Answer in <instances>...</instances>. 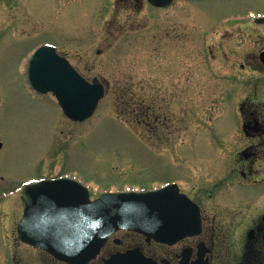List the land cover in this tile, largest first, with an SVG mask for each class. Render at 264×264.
<instances>
[{
	"label": "rangeland",
	"instance_id": "obj_1",
	"mask_svg": "<svg viewBox=\"0 0 264 264\" xmlns=\"http://www.w3.org/2000/svg\"><path fill=\"white\" fill-rule=\"evenodd\" d=\"M31 5L36 8L33 19L26 0H0V196L26 180L59 175L78 178L91 188L93 198L107 191L149 190L183 181V193L204 210L202 238L215 247V264H241L250 222L258 211L259 217L264 213V206L255 209L264 184L242 186L225 177L216 134L220 120L221 137L237 129V104L252 87L264 101L263 75L241 67L264 48V25L252 21L264 15V0H177L164 9L143 2L131 8L113 3L105 9L76 4L67 12L64 5L50 6V0ZM99 12L103 16L97 32L104 30L105 17L115 18V35L121 25L125 31L113 46L103 45L100 56L94 51L101 42H90V24ZM13 17L21 18L15 31ZM44 41L68 51L89 44L81 54L74 53L78 56L72 54L73 62L87 76L109 82L105 98L85 122L65 117L52 96L30 92L27 56ZM158 66L165 72L154 69ZM173 70L178 72L179 107L187 100L193 120L184 132L179 113L178 132L170 135L161 117L159 127L141 124L139 112L125 103L134 96V104H140L145 97L146 105L157 103L158 115L170 117ZM189 72L193 76L187 84ZM142 80L149 86L143 88ZM185 90L189 92L182 96ZM13 202L9 215L0 200V264H49L44 255L16 241L22 197Z\"/></svg>",
	"mask_w": 264,
	"mask_h": 264
},
{
	"label": "water",
	"instance_id": "obj_2",
	"mask_svg": "<svg viewBox=\"0 0 264 264\" xmlns=\"http://www.w3.org/2000/svg\"><path fill=\"white\" fill-rule=\"evenodd\" d=\"M149 1L156 6L173 2ZM29 73L33 87L43 93L54 92L65 112L76 120L91 116L104 96L103 88L87 84L68 64L61 68L59 77L53 66L42 71L30 66ZM77 190L87 193L69 180H44L27 186L26 196H33V200L32 205L28 201L19 226L21 237L61 259L84 264L119 229L174 242L200 226L197 207L176 186L149 193L103 195L95 202L89 200L88 193L74 200Z\"/></svg>",
	"mask_w": 264,
	"mask_h": 264
},
{
	"label": "flooded vegetation",
	"instance_id": "obj_3",
	"mask_svg": "<svg viewBox=\"0 0 264 264\" xmlns=\"http://www.w3.org/2000/svg\"><path fill=\"white\" fill-rule=\"evenodd\" d=\"M32 1L36 2V0H26V9L28 10V15L31 19L34 18L36 8H33L31 5ZM40 1V0H38ZM48 1V0H45ZM51 5L55 6V8L63 7L64 11H70L76 6V4H81L82 6H88L90 4L100 5L102 9H105L109 5H114L118 8L121 6H128L127 8H131L132 5L136 3H148L146 0H50ZM57 12V11H56ZM60 13V12H59ZM100 14V15H99ZM34 15V16H33ZM97 20H93L90 24L92 27V34L90 38V42L92 41H100V46L96 48L94 51L95 54L98 56L104 53V49L102 48L103 45L106 46H113L114 41L118 40L121 36L125 33L123 25L120 26V29H116L119 32L115 35L114 34V25L115 18L107 19L102 24L101 32H97L98 25H101L99 22L100 16H103L101 12L97 13ZM18 20V21H17ZM27 22L29 25H33V20H29ZM103 21V20H101ZM18 22H21V18L13 17L11 22V27L13 30H17L19 27ZM15 27V28H14ZM15 34V33H14ZM17 37L19 35H23L22 33L15 34ZM156 40V39H154ZM176 42V40H174ZM145 42V39H144ZM143 42V43H144ZM41 43H48L53 44L57 47V52L69 59V61L74 65L76 69H78L87 80L93 81L94 78L97 76L89 77L87 76L84 71L79 68L72 59V54L78 53L81 54L85 50L89 49L90 45L88 44L87 47L83 50L78 51H68L63 49L59 44L53 43L50 41H44ZM40 44V43H39ZM174 48L176 45L174 44ZM107 49V48H106ZM264 50L260 51V54L257 56L255 55L254 58L251 59L249 64L244 62L241 64L243 70L250 69L252 73H261L264 77V60L261 57V53ZM34 47L29 51L28 56L33 54ZM74 56H78L74 54ZM31 57V56H30ZM160 69L158 72L163 73L165 72V68L163 66L155 67L154 69ZM170 73V72H169ZM178 72L173 70L171 74V79L169 86L172 89L173 93V100H171V110L173 112L168 115L160 114L158 115L157 103L146 105L145 97H143V101L140 99V107H139V122L141 124L149 125V127H159L157 123V119L160 117L164 120L161 123L163 130L169 131V134H175L178 132V115L180 113V119H184L183 123L181 124L182 127L180 130L187 132L188 129L192 127V120H193V109L189 106L187 100H185L184 104L180 105L177 102L178 98ZM191 76H193L192 72L187 73L185 79H187L186 83L190 84ZM218 81L221 86V72L217 74ZM101 81V80H100ZM101 83H103L101 81ZM174 83V84H173ZM104 84V83H103ZM149 83L145 80L141 81V85L143 88H146ZM166 84V83H165ZM164 84V85H165ZM106 88H109V82L104 84ZM251 88V87H250ZM257 87H252V90L249 96L244 99L240 100L237 104V129H234L230 133H228L226 138L221 137V120L219 125V132L216 134L219 138V163L220 167L222 166V171L228 172L225 176L233 181L239 183L242 186H255L258 184H264V101L259 96V92L256 91ZM189 91L185 90L181 92V95L187 96ZM249 93V92H248ZM145 95V94H144ZM192 95V94H191ZM180 108V109H179ZM180 111V112H179ZM158 115V116H156ZM199 115L195 116L197 118ZM156 121V122H154ZM154 122V124H153ZM159 122V121H158ZM154 125V126H153ZM214 128V127H213ZM215 130V128H214ZM217 133V131H216ZM3 146L0 148L2 150ZM230 153V154H227ZM19 195L22 197L23 202V210L22 215L24 212L25 204L22 193H17L12 196H7V194H1L0 200H2L5 204L3 205V210L7 212V214H11L14 211L15 203L13 202L14 199H17ZM189 195V194H188ZM191 197V196H190ZM261 202H259L255 209H261L264 206V191L260 195ZM192 198V197H191ZM196 202V201H195ZM201 208V219H202V231L199 235L196 236H188L185 237L174 244H167L155 241L153 239H148L146 236L136 233V232H129V231H120L113 235L104 248H102L101 252L98 254L96 258L91 260L87 264H119L118 260L116 259L119 255L127 254L128 252H138L143 256L152 259L156 264H215V247L207 241H205L202 237L204 235L206 225L204 223V210L202 206L196 202ZM254 209V210H255ZM260 211H258L255 215L256 220L250 222V228L247 234V241L244 245V254L242 257L241 264H264V213L261 214L259 217ZM253 213V212H252ZM248 215V214H247ZM16 226V233H17ZM19 243L24 244L28 247L31 251H37L44 255L43 260L48 262L49 264H69L63 260H59L48 252L34 248L30 244L22 243L18 239V234L16 236ZM18 242H16L18 244ZM112 246L111 248H109ZM181 247L180 251L178 250L175 252V248ZM103 253L106 255L103 256Z\"/></svg>",
	"mask_w": 264,
	"mask_h": 264
},
{
	"label": "trees",
	"instance_id": "obj_4",
	"mask_svg": "<svg viewBox=\"0 0 264 264\" xmlns=\"http://www.w3.org/2000/svg\"><path fill=\"white\" fill-rule=\"evenodd\" d=\"M134 96L130 97V98H127V101H126V105H131L130 109H134V112L138 114L139 112V107H140V104H134V100H133ZM133 100V101H132ZM136 101V100H135ZM134 107V108H133Z\"/></svg>",
	"mask_w": 264,
	"mask_h": 264
}]
</instances>
